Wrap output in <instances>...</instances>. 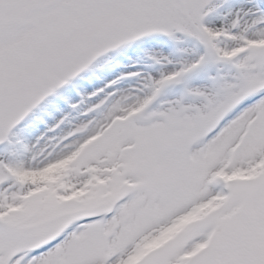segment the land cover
<instances>
[{
	"label": "snow or ice",
	"instance_id": "snow-or-ice-1",
	"mask_svg": "<svg viewBox=\"0 0 264 264\" xmlns=\"http://www.w3.org/2000/svg\"><path fill=\"white\" fill-rule=\"evenodd\" d=\"M0 264H264V0H0Z\"/></svg>",
	"mask_w": 264,
	"mask_h": 264
}]
</instances>
